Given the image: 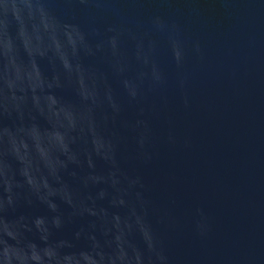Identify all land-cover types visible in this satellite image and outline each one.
<instances>
[{
  "label": "water",
  "instance_id": "1",
  "mask_svg": "<svg viewBox=\"0 0 264 264\" xmlns=\"http://www.w3.org/2000/svg\"><path fill=\"white\" fill-rule=\"evenodd\" d=\"M0 264H264V0H0Z\"/></svg>",
  "mask_w": 264,
  "mask_h": 264
}]
</instances>
